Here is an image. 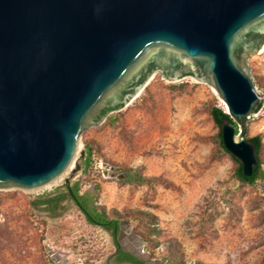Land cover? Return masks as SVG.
Masks as SVG:
<instances>
[{"label": "water", "instance_id": "obj_1", "mask_svg": "<svg viewBox=\"0 0 264 264\" xmlns=\"http://www.w3.org/2000/svg\"><path fill=\"white\" fill-rule=\"evenodd\" d=\"M263 46L264 0H0V189L57 178L82 131L157 72L211 87L223 146L249 176L257 150L243 133L261 93L248 57Z\"/></svg>", "mask_w": 264, "mask_h": 264}, {"label": "rangeland", "instance_id": "obj_2", "mask_svg": "<svg viewBox=\"0 0 264 264\" xmlns=\"http://www.w3.org/2000/svg\"><path fill=\"white\" fill-rule=\"evenodd\" d=\"M248 65L264 96V46ZM212 105L223 108L210 86L189 75L168 81L157 72L129 103L80 134L67 179L118 220L123 249V228H130L143 246L144 255L134 256L140 264H264L262 183L235 177L237 163L218 144ZM253 136L264 170V101L244 131ZM85 142L92 151L84 170ZM120 167L136 168L150 181L120 182ZM62 180L0 189V264H134L115 260L111 231L90 223L68 194L51 211L35 203L67 191Z\"/></svg>", "mask_w": 264, "mask_h": 264}, {"label": "trees", "instance_id": "obj_3", "mask_svg": "<svg viewBox=\"0 0 264 264\" xmlns=\"http://www.w3.org/2000/svg\"><path fill=\"white\" fill-rule=\"evenodd\" d=\"M122 105H117L116 107L113 108H105L102 110V112H107L109 110H113L116 108L121 107ZM209 114L215 124L218 126L219 120L227 117V114L224 111V107H220L218 105H212L209 108ZM244 135V133H243ZM217 140L219 146L226 151V149L223 146L221 136L219 134V131L216 133ZM251 141L254 142L256 150H257V163L254 166L252 173L249 176H244L242 174V170L240 165L237 163L235 170H234V175L237 179L242 180L246 183L253 184L256 181H261L262 183V190L264 191V170L260 167V161L258 157V150L260 146V141L258 136H253L250 138H247ZM85 155H84V170L90 165L91 162V145L88 142H85ZM119 175H120V182L123 183H128V184H142L149 182L150 179L148 177H145L143 174L139 172L138 169L136 168H131V167H120L118 168ZM72 191L75 194L79 204L77 207L83 212L85 217L90 223L94 224H99L111 231L112 237L114 244L116 246V252H115V260L117 262H122V261H128L132 262L134 264H140L141 261L131 254L125 252L121 247H119V244L117 242V232H118V220L114 218H109L106 216L104 211L98 210L95 205H93L91 202L88 201V199L84 196L79 194L78 192V186L74 185L72 186ZM68 193L67 191H62L55 195L54 197H49V198H42L39 201H36V204H45L46 208L48 210H52L55 203L66 196Z\"/></svg>", "mask_w": 264, "mask_h": 264}, {"label": "bare ground", "instance_id": "obj_4", "mask_svg": "<svg viewBox=\"0 0 264 264\" xmlns=\"http://www.w3.org/2000/svg\"><path fill=\"white\" fill-rule=\"evenodd\" d=\"M78 148H79V146H77L76 151L78 150ZM75 155H76V152H75V154L72 158V161L70 162L68 168L61 175L58 176V177H63L62 182H64V180L67 179L71 175V173L73 172V168H74L73 166L76 164ZM57 178H55V179H57ZM54 180H52L51 182H53ZM51 182H49L48 184H50ZM48 184H46V185H48ZM124 235H126L127 239H128V244L124 245L125 248L130 249L133 253H135L139 257H142L144 255V252L142 251V245H141V242L139 241V239L130 236V234L127 232H124ZM120 264H126V262H122Z\"/></svg>", "mask_w": 264, "mask_h": 264}, {"label": "built area", "instance_id": "obj_5", "mask_svg": "<svg viewBox=\"0 0 264 264\" xmlns=\"http://www.w3.org/2000/svg\"><path fill=\"white\" fill-rule=\"evenodd\" d=\"M261 101H264V96L262 95V93H261Z\"/></svg>", "mask_w": 264, "mask_h": 264}, {"label": "flooded vegetation", "instance_id": "obj_6", "mask_svg": "<svg viewBox=\"0 0 264 264\" xmlns=\"http://www.w3.org/2000/svg\"><path fill=\"white\" fill-rule=\"evenodd\" d=\"M77 205V204H76Z\"/></svg>", "mask_w": 264, "mask_h": 264}]
</instances>
